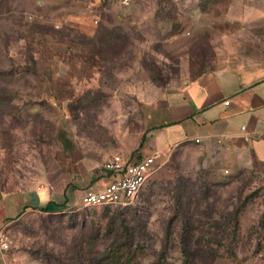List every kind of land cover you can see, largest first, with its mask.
Masks as SVG:
<instances>
[{
	"label": "rangeland",
	"instance_id": "obj_1",
	"mask_svg": "<svg viewBox=\"0 0 264 264\" xmlns=\"http://www.w3.org/2000/svg\"><path fill=\"white\" fill-rule=\"evenodd\" d=\"M257 65L264 0H0V216L9 195L136 146L158 92ZM156 165L128 207L6 220L7 264H99L125 242L128 264H183L182 241L188 264H264V164L179 146Z\"/></svg>",
	"mask_w": 264,
	"mask_h": 264
},
{
	"label": "crops",
	"instance_id": "obj_2",
	"mask_svg": "<svg viewBox=\"0 0 264 264\" xmlns=\"http://www.w3.org/2000/svg\"><path fill=\"white\" fill-rule=\"evenodd\" d=\"M149 108V127L136 146L116 155L136 163L154 155L158 159L179 146L205 150L217 146L264 164V65L204 73L185 85L158 92ZM134 150L138 152L131 156ZM111 179L95 164L76 162L59 181L6 197L0 229L6 220L27 212L75 210L86 190H100ZM0 264H7L4 252Z\"/></svg>",
	"mask_w": 264,
	"mask_h": 264
},
{
	"label": "built area",
	"instance_id": "obj_3",
	"mask_svg": "<svg viewBox=\"0 0 264 264\" xmlns=\"http://www.w3.org/2000/svg\"><path fill=\"white\" fill-rule=\"evenodd\" d=\"M84 6L87 10L94 0H74ZM107 1L121 6H129L134 0H99ZM96 25L97 21H93ZM199 141L196 140V143ZM157 156H149L139 162L131 163L120 155H113L97 170H103L112 175L111 182L100 190H86L80 200L82 208L99 207H126L133 204L139 193L144 189L147 181L156 172ZM10 248V241L4 229H0V252H7Z\"/></svg>",
	"mask_w": 264,
	"mask_h": 264
},
{
	"label": "trees",
	"instance_id": "obj_4",
	"mask_svg": "<svg viewBox=\"0 0 264 264\" xmlns=\"http://www.w3.org/2000/svg\"><path fill=\"white\" fill-rule=\"evenodd\" d=\"M126 207H128V206H126ZM102 208H112V207H102ZM116 208H122V207H116ZM238 214H239V211L237 210L234 214L235 219H237ZM124 229H125V227L122 226L120 230L123 232ZM131 247L132 246L129 245L127 242L123 243V245L121 247L109 251L105 257L100 259L99 264H128V263H130L132 261V259L134 258L135 252H136V249L132 250ZM181 252H182V255L184 257L183 264H188V262H189L188 249H187L185 242H183V241L181 242ZM123 256H126L125 257L126 260L121 261V258Z\"/></svg>",
	"mask_w": 264,
	"mask_h": 264
}]
</instances>
